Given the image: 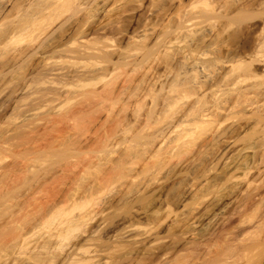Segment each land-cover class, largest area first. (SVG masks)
I'll list each match as a JSON object with an SVG mask.
<instances>
[{
  "label": "rangeland",
  "instance_id": "1",
  "mask_svg": "<svg viewBox=\"0 0 264 264\" xmlns=\"http://www.w3.org/2000/svg\"><path fill=\"white\" fill-rule=\"evenodd\" d=\"M32 1L34 9L21 5L13 10L12 20L26 22L42 3ZM93 1H71L59 9L57 22L50 19L59 7L54 8L48 21L56 22L54 27L49 23L44 31L48 26L39 25L0 46V264H79L91 252L96 257L85 264H264V0H119L109 9L114 6L111 19L123 16L122 27L120 19H110L109 25L108 18H98ZM207 4L215 6V12L204 10ZM197 16L205 23L193 30L196 37L193 32L172 34L180 23ZM148 24L158 30L142 43L144 31L152 28ZM10 25L1 24L0 34ZM84 45L97 47L101 54L87 56L80 50ZM161 50L168 51L166 57ZM185 51L192 56L187 59L190 53ZM198 58L207 61L200 60L210 84L203 81L205 67L195 74L192 64ZM230 60L247 65L231 67ZM225 64L228 68L221 69ZM103 68L109 74L102 73ZM100 73L109 84L120 81L118 86L108 88L100 79L105 84L97 83L96 90L94 85L83 87L84 79L99 81L95 76L101 78ZM172 82L184 85H176L182 92ZM213 85L216 91H209ZM105 87L117 92L109 97L102 91ZM203 88L211 93L203 96ZM88 90L100 93L105 107L98 103L102 97L96 102ZM116 94L123 102L119 96L112 101L120 112L110 105ZM199 97L206 98L200 105ZM202 103L208 106L204 114L212 117L205 119L208 123L200 117ZM106 105L116 110H106L109 118ZM95 107L105 112L98 114L99 122L91 117L90 110L98 112ZM123 107H128L127 113ZM149 135H162L153 141L162 140V147L148 143L147 148ZM236 138L241 146L254 144V168L230 179L218 176L233 153L229 143ZM106 142L113 150L107 153L113 155H103ZM141 146L149 150L146 155L139 154ZM103 157L110 158L100 163V174L82 173Z\"/></svg>",
  "mask_w": 264,
  "mask_h": 264
},
{
  "label": "bare ground",
  "instance_id": "2",
  "mask_svg": "<svg viewBox=\"0 0 264 264\" xmlns=\"http://www.w3.org/2000/svg\"><path fill=\"white\" fill-rule=\"evenodd\" d=\"M3 1H7V2H3ZM8 1H9V0H0V25L3 24V23H6V22H7V23L10 22L11 25H13V26L10 27V29H7L8 31H7V30H4V31H7L8 33L6 32V34H4V33H5V32H4L3 34H0V46H2V45H4V44H7V43H6L7 41H10V42L13 41V39L19 37L22 33H23V34H24L25 32L29 33L28 31H32V30L34 29V27H36L35 30H37V27H38L39 25H43V27H44L45 25L48 26V27H45V29H43L44 31H45V30H48V28H49V23H50V22H48V21H50V20H49V17L52 16V15H55V14H56L53 18L51 17L50 19H53V20L56 19V20H55L56 22H57L58 20H60L59 15H57V13H59V12H58L59 9H61V8L64 9L65 7H67L68 5H70L71 1L73 2L74 0H48V1H47V0L45 1V0H44L45 2H43V0H42V3H41V2L38 3V4H40V5H39V6L37 5V9H35L34 12H31L32 14L30 15V17H28L29 19H26V22H22V23H16L17 21L12 20V15H11V14H12V12H13V10H14L15 8H18V7H19V8H22L21 5H24V6L26 5L25 7H28V5H29V6L31 5V6H32L31 8L34 9V7H36V6L34 5L33 1H32V0H10L9 2H8ZM155 1H156V0H155ZM27 2H28V4H27ZM93 2H94V1H93ZM95 2H96V3H95ZM95 2H94V3H95V9L97 10V13L99 12L98 15H97V17L102 15V17H104L103 19H105V18L107 19V18H108L107 21L109 20V23H110V19H111V16H112L111 13H110V11H111V10L114 11V8H113L114 6H113V5L111 6V8H112L111 10L109 9V7H110V5H111L113 2L118 3L119 0H95ZM120 2H121V0H120ZM129 2H130V0H129ZM136 2H137V1H136ZM126 3H128V2H126ZM208 3H209V2H208ZM215 3H216V2H215ZM218 3H219V2H218ZM32 4H33V5H32ZM41 4H42V5H41ZM221 4H222V3H221ZM221 4H220V5H221ZM223 4H224V3H223ZM114 5H116V4H114ZM20 6H21V7H20ZM24 6H23V8H25ZM58 7H59V8H58ZM207 7H208V4H207V6H206V9H204V10H207ZM211 7H213V6H211V4H209V7H208L209 10H208V12H210L211 9H212V13L215 12V10L213 11V9H215V8H214L215 6H214L213 8H211ZM221 7H222V5H221ZM29 8H30V7H28V10H29ZM54 8H56V9L58 8V10L56 11L55 14L50 15L49 13H50L52 10H54ZM25 9H26V8H25ZM204 10H203V11H204ZM26 11H27V10H26ZM26 11H25V12H26ZM30 11H31V10H30ZM113 11H112V12H113ZM124 11H125V10H124ZM124 11H123V12H124ZM28 12H29V11H28ZM94 12H96V11H94ZM51 13H52V12H51ZM203 13H205V15H207V16L210 15L209 13L207 14L206 11H204ZM210 13H211V12H210ZM95 14H96V13H94V15H95ZM99 14H101V15H99ZM112 14H113V13H112ZM114 14H115V13H114ZM116 14H117V13H116ZM48 15H49V16H48ZM205 15L202 16V17H204V19L207 20L208 18H207ZM26 16H27V15H26ZM56 16L59 17V18H56ZM117 16H118V15H117ZM94 17H95V16H94ZM102 17H100V18L102 19ZM113 17H114V16H113ZM122 17H123V16H122ZM122 17H120V18H122ZM24 18H26V17L24 16ZM95 18H96V17H95ZM98 18H99V17H98ZM120 18H119V19H120ZM180 18H183V17H180ZM206 18H207V19H206ZM46 19H48V20L46 21ZM101 19H99V21H100ZM119 19H118V17H117V20H116L115 18H114V19H111V22H113L112 20H115V21L118 22ZM27 20H28V21H27ZM53 20H51L52 23H53ZM97 20H98V19H97ZM97 20H96V22H97ZM123 20H124V18H123ZM177 20H178V19H177ZM177 20L175 19V21H177ZM197 20H198V21H197ZM208 20H209V19H208ZM21 21H22V20H21ZM40 21H44V22H42L43 24H41ZM55 21H54V22H55ZM107 21H106V22H107ZM115 21H114V22H115ZM120 21H121V22H120ZM173 21H174V20H173ZM180 21H181V20H180ZM180 21H179V22H180ZM184 21H185V20H184ZM184 21H181V22H184ZM38 22H39L40 24H39ZM47 22H48V24H47ZM56 22H55V23H56ZM106 22H105V23H106ZM117 22H115L114 24H116ZM119 22L122 24V23H123V22H122V19H120ZM131 22H133V21H131ZM37 23H38V25H37ZM52 23H50V24H52ZM55 23L52 24L53 27L55 26ZM64 23H65V22H64ZM64 23H63V24H64ZM133 23H134V22H133ZM133 23H132V25H133ZM168 23H169V22H168ZM204 23H205V22H203V21L201 20V18L198 17V16L195 17V18H190V20H188V21L186 20L184 23H180V24H182V25L179 26V28H178V26H177V27L175 28V30H173L172 34L174 33L175 36H177V35L179 36V34L186 35V33H188V32L192 33L194 29L198 28V26H202ZM56 24H57V23H56ZM83 24H84V23H83ZM100 24H101V27H102L103 22L101 21ZM112 24H113V23H110L109 25H112ZM143 24H144V23H143ZM146 24H147V23H146ZM178 24H179V23H178ZM178 24H177V25H178ZM11 25H10V26H11ZM36 25H37V26H36ZM81 25H82V24H81ZM85 25H86V24H85ZM97 25H98V24H97ZM106 25H107V23H106ZM117 25H118V23H117ZM119 25H120V24H119ZM126 25H127V24H126ZM130 25H131V23H130ZM148 25H149V24H148ZM155 25H157V27H158L159 24H156V23H155ZM50 26H51V25H50ZM52 26H51V27H52ZM122 26H123V24L121 25V27H122ZM128 26H129V25H128ZM169 26H170V25H169ZM172 26H174V25H172ZM51 27H50V28H51ZM62 27H63V26H61V28H62ZM79 27H81V26L79 25ZM79 27H78V30L80 29ZM82 27H83V26H82ZM96 27H97V26H96ZM98 27H99V26H98ZM108 27L110 28V26H108ZM111 27H112V26H111ZM114 27H115V26H114ZM121 27H120V28H121ZM139 27H140V26H139ZM149 27H152V28L155 27V28H154V29L151 28V30H150V28H148V29H149V30H148L147 27L145 26V29H147V30L144 31V37H142V38H143L142 43H143V41H145V40L147 41V39H145V36L148 37V35H151L152 31H153L152 34H153V36H154V34H156V30H158V28L156 29V26L153 27V26H150V25H149ZM164 27H165V26H164ZM102 28H103V27H102ZM115 28H116V27H115ZM115 28H114V30H115ZM118 28H119V27H118ZM120 28H119V29H120ZM141 28H142V27H141ZM166 28H167V27H166ZM170 28H171V27H170ZM172 28H173V27H172ZM203 28L205 29L204 26H203L201 29H203ZM100 29H101V28H100ZM107 29H108V28H107ZM107 29H106V30H107ZM139 29H140V28H139ZM145 29H144V30H145ZM168 29H169V28H167V29H165V30L167 31L168 34H170V33H171V30L169 29V31H168ZM207 29H209V28H207ZM207 29H205V31H206ZM212 29L214 30V28H212ZM212 29H210V30H212ZM51 30H52V28H51ZM57 30H58V29H57ZM57 30H56V31H57ZM96 30H97V32H98V29H96ZM109 30L111 31L112 29H109ZM109 30H108V31H109ZM120 30H122V28H121ZM162 30H163V29H162ZM213 30H212V32H213ZM76 31H77V30H76ZM80 31H82V30H80ZM80 31H79V32H80ZM101 31H103V30H101ZM101 31H100V32H101ZM104 31H105V26H104ZM104 31H103V32H104ZM108 31H107V32H108ZM110 31H109V32H110ZM124 31H125V30H124ZM150 31H151V32H150ZM163 31H164V30H163ZM166 31H164V33H165ZM205 31L203 30L204 33H205ZM214 31H215V30H214ZM251 31H252V30H251ZM79 32H78V33H79ZM82 32H83V31H82ZM82 32H81V33H82ZM94 32H95V31H94ZM112 32H114V31H112ZM119 32H120V31H118L117 34H119ZM132 32H133V31H132ZM134 32H135V31H134ZM136 32H137V31H136ZM139 32H140V31H139ZM154 32H155V33H154ZM203 32H202V33H203ZM210 32H211V31H209V33H210ZM249 32H250V31H249ZM249 32H248V34H250ZM30 33H31V32H30ZM48 33H49V32H48ZM53 33H54V31H53ZM95 33H96V32H95ZM95 33H94V34H95ZM101 33H102V32H101ZM110 33H111V32H110ZM122 33H123V32H122ZM129 33H130V32H129ZM137 33H138V32H137ZM141 33H142V32H141ZM160 33H161V31H160ZM160 33H159V35H160L159 38L162 39V37H163L164 35H166V33L164 34V33L162 32V33H163V34H162V37H161V34H160ZM202 33H201V35H199V36H202ZM206 33L209 35L208 37H210V34L208 33V30L206 31ZM104 34H106V33L104 32ZM111 34H112V33H111ZM114 34H115V32H114ZM114 34H113V35H114ZM123 34H124V33H123ZM133 34H134V33H133ZM168 34H167V35H168ZM174 34H173V35H174ZM54 35H55V34H54ZM78 35H80V34H78ZM126 35H127V33H126ZM134 35H135V34H134ZM141 35H142V34H141ZM190 35H192V34H190ZM190 35H189L188 40H189L190 37H191ZM203 35H205V34H203ZM211 35H213V33H211ZM49 36H53V35L51 34V35H49ZM101 36H102V35H101ZM122 36H123V35H122ZM127 36H128V35H127ZM139 36H140V34H139ZM139 36H136V35H135V36L132 37V35H131V36H128V37H132V38L134 39V38L139 37ZM153 36L151 35V38H153ZM181 36H182V35H181ZM194 36L196 37V33L194 34V32H193L192 37H194ZM199 36H198V37H199ZM214 36H215V35H214ZM247 36H248V35H247ZM20 37H21V36H20ZM107 37H109V36H107ZM110 37H111V36H110ZM110 37H109V38H110ZM118 37H121V36L118 35ZM140 37H141V36H140ZM184 37H185V36H184ZM187 37H188V35H187ZM202 37H203V36H202ZM208 37H207L206 39H208ZM211 37H212V36H211ZM47 38H48V37H47ZM49 38H50V37H49ZM99 38H101V37L99 36ZM103 38H104V37H103ZM112 38H113V36H112ZM125 38H126V37H125ZM199 38H200V37H199ZM105 39H106V38H105ZM105 39H104V41H105ZM110 39H111V38H110ZM114 39H115V38H114ZM130 39H131V38H130ZM140 39H141V38H140ZM144 39H145V40H144ZM148 39H150V37H148ZM194 39H195V38H194ZM194 39H193V40H194ZM203 39H204V38H203ZM247 39H248V37H247ZM99 40H100V39H99ZM117 40H118V38H117ZM136 40H138V39H136ZM136 40H134V41L137 42ZM151 40H152V39H151ZM151 40H150V41H151ZM191 40H192V38H191ZM200 40L202 41V39H200ZM208 40H209V39H208ZM208 40H207V41H208ZM107 41L109 42L108 39H107ZM112 41H113V40H112ZM157 41H158V43H156ZM157 41H155L156 44H154V47H155L156 45H157V46L159 45L160 40H157ZM201 41H200V42H201ZM203 41H204V40H203ZM211 41H213V40H211ZM105 42H106V41H105ZM138 42H139V41H138ZM140 42H141V41H140ZM148 42H149V41H148ZM205 42H206V41H205ZM205 42H204V43H205ZM97 43H99V42H97ZM146 43H147V42H146ZM95 44H96V43H95ZM144 44H145V43H144ZM147 44H148L147 46L150 45L149 43H147ZM187 44H188V43H187ZM191 44H192V43H191ZM198 44H199V43H198ZM205 44H206V43H205ZM100 45H101V44H100ZM100 45H97L98 48L100 47ZM102 45H103V44H102ZM145 46H146V45H144V47H145ZM187 46H188V45H187ZM187 46H185V47L188 48ZM189 46H190V44H189ZM195 46L197 47L196 44H195ZM202 46H203V42H202ZM81 47H82V46H81ZM102 47H103V46H102ZM191 47H192V46H191ZM200 47H201V46H200ZM96 48H97V47H95V48H91V47H87V46L84 45V46H83V49L81 48L80 50H81V51H85V53H88V55H87V54H86V55L89 56V54H95V55H96V53L100 51L99 49H96ZM107 48H108V47H107ZM107 48H106V49H107ZM109 48H110V47H109ZM150 48H151V46H150ZM240 48H241V47H240ZM243 48H244V47H243ZM102 49H103V48H102ZM147 49H148V48H147ZM157 50H158V49H157ZM166 50H167V49H166ZM180 50H181V49H180ZM182 50L184 51L183 48H182ZM188 50H190V49H188ZM143 51H146V50H143ZM151 51H152V50H151ZM159 51H160V50H159ZM161 51L163 52V50H161ZM169 51H170V50H169ZM177 51H178V50H177ZM177 51H174V52H177ZM191 51H192V50H191ZM191 51H190V52H189V51H185V52H187V53H188V52L190 53V54H188L189 56H188L187 54H185V56L187 57V59H188V57L192 56V52H191ZM230 51H231V50H230ZM78 52H79V50H78ZM154 52H155V51L150 52V53L152 54V53H154ZM165 52H166V51L164 50L163 53H165ZM167 52H168V51H167ZM167 52L164 54L165 57L167 56ZM170 52H171V51H170ZM172 52H173V51H172ZM185 52H184V53H185ZM193 52H194V51H193ZM231 52H232V51H231ZM83 53H84V52H82V54H83ZM156 53H158V52L156 51ZM163 53L160 52L159 54L163 55ZM182 53H183V52H182ZM184 53H183V56H184ZM234 53H235V51H234ZM237 53H238V52H237ZM97 54H98V53H97ZM100 54H101V53L99 52V55H100ZM159 54H158V57L160 56ZM170 54H171V53H169L168 56H170ZM229 54H232V53H229ZM238 54H239V53H238ZM241 54H242V53H241ZM79 55H80V54H79ZM103 55H106V54L103 53ZM107 55H108V54H107ZM153 55H154V54H153ZM164 55H163V56H164ZM172 55H173V54H172ZM172 55H171V56H172ZM193 55H194V54H193ZM150 56H152V55H150ZM154 56L157 58L156 54H155ZM163 56H162V58H163ZM171 56L168 57V61L170 60L169 58H171ZM185 56H184V57H185ZM105 57H106V56H105ZM108 57H109V56H108ZM108 57H106V58H108ZM173 57H174V56H173ZM173 57L171 58V60L173 59ZM184 57L182 58V56H181L182 59H184ZM102 58H103V56H102ZM109 58H110V57H109ZM109 58H108V59H109ZM175 58H176V57H175ZM241 58H242V57L240 56V59H241ZM185 59H186V58H185ZM185 59H184V61H185ZM187 59H186V61H187ZM195 59H196V58H195ZM105 60H107V59L103 58V62H104V63H105ZM155 60H156V59H155ZM162 60H163V59H162ZM162 60H161V58H160L161 64H163V63L165 62V61H163V63H162ZM164 60H166V65H167V63H168V65H170L169 63L171 62V60H170V62H167V59H166V58H165ZM173 60H175V59H173ZM200 60H202V59H199V58H198V60H194V63L192 64L193 67H194V68L192 67V68L194 69V71H195V70L197 71V72H195V74H198L199 72H200V73L202 72V71H200L201 67H202V69H203V67L206 68V66H205L206 64H205L204 66H202L203 63H204L206 60H202L203 63H202V61H200ZM211 60H212V59H211ZM231 60H232V59H231ZM231 60L227 62L228 64H227V63H226V64H227L228 66L231 65V67H233V66H235L236 63H235V61L233 60V61H234V65H233V62H232ZM243 60H244V59H243ZM109 61H110V60H109ZM109 61H108V62H109ZM158 61H159V59H158ZM160 61H159V63H160ZM176 61H177V60H176ZM186 61H185V62H186ZM188 61H190V59H189ZM212 61H214V59H213ZM215 61H217L216 58H215ZM180 62H181V61H180ZM206 62H207V61H206ZM239 62H240V60H239ZM259 62H260V60H259ZM117 63H118V62H117ZM172 63H173V61L171 62V65H172ZM176 63H177V62H176ZM215 63H216V62H215ZM263 63H264V62H263ZM106 64H107V63H106ZM178 64H179V63H178ZM183 64H184V63H183ZM201 64H202V65H201ZM207 64H208V63H207ZM210 64H211V63H210ZM216 64H217V63H216ZM226 64H225V66H222L221 69H224V67H225V69L228 68V66H226ZM237 64H239L238 61H237ZM237 64H236V68H237V66H238ZM243 64H244V65H247V64H245L244 62H240V64H239V65H240L239 69H241V66H243ZM249 64H250V63H249ZM108 65H109V64H108ZM115 65H117V64L115 63ZM164 65H165V64H164ZM166 65H165V66H166ZM212 65H213V64H212ZM250 65H251V64H250ZM250 65L245 66V67H249ZM113 66H114V65H113ZM117 66H118V65H117ZM117 66H114V68L117 67ZM172 66H173V65H172ZM180 66H181V65H180ZM189 66H190V65H189ZM106 67H107V66H106ZM181 67H183V66H181ZM181 67H180V68H181ZM184 67H185V66H184ZM184 67H183V68H184ZM231 67H230V68H231ZM243 67H244V66H243ZM109 68H110V67H108V68H107L108 70L106 69V71H110V74H109L108 72L105 73V69H104V68H103V69H104V72L102 71V73L109 74V76H112L113 74L111 75V71H112L113 68L111 67L112 69L110 68V70H109ZM185 68H186V67H185ZM193 69H192V70H193ZM204 71L206 72V71H207V68H206L205 70H203L202 74L204 73ZM112 73H113V72H112ZM192 73L194 74L193 71H192ZM83 75H84V74H83ZM100 75L102 76L101 73H100ZM103 75H104V74H103ZM116 75H117V74H116ZM116 75H115V77H116ZM187 75H188V73H187ZM190 75H192V74H190ZM198 75H200V74H198ZM89 76H90V75H89ZM91 76H92V74H91ZM93 76H95V74H93ZM93 76H92V77H93ZM97 76H98V75H97ZM106 76H107V75H106ZM117 76H118V75H117ZM188 76H189V75H188ZM188 76H187V77H188ZM203 76H205V74H203ZM102 77H103V76H102ZM102 77H101V78H100V77L97 78V77L95 76L96 80H99V81H92V80H91L92 83H90L91 81L87 82L88 79L86 78V79H84V80H87V81L84 82V81L82 80V81H83L82 83H83V85H84V86H83V85H82V86H83V87H87L88 85H92V86L94 85V86H95L94 89H95V88L97 89L98 84H102V83H100V82H103V81H106V80L108 81V80H109L107 77H103V78H102ZM112 77H114V76H112ZM144 77H145V76H144ZM192 77H193V76H192ZM93 78H94V77H93ZM105 78H106V80H104ZM139 78H140V77H139ZM188 78H189V77H188ZM188 78H187V81H186V82H188ZM193 78L195 79V77H193ZM198 78H199V76H198ZM206 78H208V77L205 76V80L203 79L204 82L207 80ZM100 79H101V80L103 79V81H101ZM112 79H113V78H112ZM112 79H110V80H112ZM118 79H119V78H118ZM140 79H141V78H140ZM94 80H95V79H94ZM180 80L182 81V79H180ZM191 80H192V78H191ZM197 80H198V79H196V81H197ZM209 80H210V78H209ZM107 81L105 82L106 84L103 82V83L105 84L104 86L107 85V83H108ZM114 81H115V79H114ZM79 82H80V81H79ZM86 82H87V83H86ZM93 82L96 83V84L98 83V84L96 85V84H94ZM109 82H110V81H109ZM115 82H116V83H115ZM115 82L112 81L113 85L111 84V82H110V84L108 83L107 87L109 88V87L112 85L113 87L116 88V87L118 86V84H119L118 82H120V81L117 80V81H115ZM121 82H122V81H121ZM174 82H175V80H174ZM174 82H172L173 84L171 83L173 86L175 85ZM176 82H178V81L176 80ZM192 82H193V81H192ZM198 82H199V81H198ZM198 82H196V84H197ZM201 82H202V81H201ZM213 82H214V81H213ZM114 83H115V84H114ZM189 83H191V81H190ZM193 83H194V82H193ZM206 83H209V81L207 80ZM215 83H216V82H215ZM85 84H86V85H85ZM123 84L125 85V83H123ZM183 84H184V83H183ZM191 84H192V83H191ZM191 84H190V85H191ZM198 84H199V83H198ZM209 84H210V83H209ZM209 84H208V85H209ZM114 85H115V86H114ZM124 85H123L122 87H125ZM176 85H179V83H177ZM176 85H175V87H176ZM180 85H182V84H180ZM180 85H179V86H180ZM190 85H189V86H190ZM192 85H193V84H192ZM201 85H202V84H201ZM206 85H207V84H206ZM206 85H205V86H206ZM208 85H207V87H208ZM112 86H111V88H113ZM173 86H172L171 88H173ZM182 86H184V85H182ZM182 86H180V87H181V88H184V87H182ZM196 86H197V85H195V87H196ZM198 86L201 87L200 85H198ZM202 86H204V85H202ZM217 86H218V85H217ZM80 87H81V83H80ZM88 87H90V86H88ZM88 87H87V88H88ZM175 87H174V88H175ZM177 87H178V86H177ZM177 87H176V89H177ZM180 87H179V88H180ZM185 87H186V86H185ZM187 87H188V86H187ZM193 87H194V86H193ZM195 87H194V88H195ZM209 87H210V86H209ZM211 87H212V84H211ZM213 87H214V85H213ZM90 88H91V87H90ZM101 88H102V87H101ZM108 88L105 87V89L103 88L104 90H102V89H101V90H102L103 92H107V93H105V95H108V94H109V97H111L112 94H115V93L117 92V89L115 90V88H114L113 90H112V89H108ZM181 88H180V89H181ZM196 88H197V87H196ZM96 89H95V90H96ZM120 89H125V90H126V88H120ZM180 89H177V90H180ZM190 89H191V88H190ZM199 89H200V88H199ZM216 89H217V88H216V86H215L214 89L212 88L211 90H209V88H207V89H206L207 92H204L205 89L203 88V90L201 89L202 91H200V92H202V95H203V96H206V95H204V94H207V93L210 94V93H211V92H208V90L214 92V90L216 91ZM89 90L91 91V89H89ZM89 90H88V92H89L88 95H89V96L91 95L92 97H97V98H98V99L95 98V99L97 100L96 102H98L99 99L102 97V99L100 100L101 102H98V103H99V104L101 103V106L103 107L104 105L102 104V102H105V104H106V100L103 101V96H98V94L100 95V93H98L97 91H92V92H90ZM92 90H93V89H92ZM106 90H107V91H106ZM108 90H109L110 92H111V91H112V92L110 93V92H108ZM114 90H115L116 92H115ZM173 90H175V89H173ZM188 90H189V89H188ZM86 91H87V90H86ZM102 91H101V93H103ZM121 91H122V90H119V91H118V92H119V95H122V92H121ZM123 91H124V90H123ZM175 91H176V90H175ZM180 91L182 92V90H180ZM180 91H179V92H180ZM184 91H185V90H184ZM194 91H195V90H194ZM194 91H192V92L195 94L196 91H195V92H194ZM124 92H125V91H124ZM179 92L177 91V93H179ZM189 92H190V91H189ZM189 92H188V94H189ZM203 92H204V94H203ZM120 93H121V94H120ZM82 94H83V93H82ZM86 94H87V93H85V97H86ZM110 94H111V96H110ZM186 94H187V92H186ZM102 95H104V94H102ZM105 95H104V99H107V98H105ZM119 95H118V96H119ZM123 95H124V93H123ZM181 95H183V94H181ZM184 95H185V93H184ZM198 95H199V93H198ZM200 95H201V93H200ZM244 95H245V94H244ZM246 95H247V94H246ZM246 95H245V96H246ZM115 96H116V97H115ZM118 96H117V94H116V95H114L115 98L110 99V100L112 101V100H114V99L117 98V100H115V101H118V99L120 98V96H119V98H118ZM186 96H187V95H186ZM186 96H185V97H186ZM190 96H191V95H190ZM247 96H248V95H247ZM247 96H246V97H247ZM106 97H108V96H106ZM121 97H122V96H121ZM176 97L179 98V96H176ZM181 97H182V96H181ZM207 97H208V96H207ZM243 97H244V96H243ZM87 98H88V97H87ZM174 98H175V97H174ZM182 98H183V97H182ZM187 98H188V96H187ZM189 98H190V97H189ZM196 98H198V97H196ZM88 99H89V98H88ZM108 99H109V98H108ZM175 99L177 100V98H175ZM175 99H174V100H175ZM203 99L206 100V98H203ZM203 99L199 97V100H200V101H199V105H200V102H204V101H205V100H203ZM248 99H249V98H246L247 102H248ZM119 100L122 101V98H120ZM174 100H173V101H174ZM179 100H182V99L179 98ZM179 100H178L177 102H175V103H178ZM197 100H198V99H196V102H197ZM201 100H202V101H201ZM242 100L244 101V99H242ZM89 101H90V99H89ZM115 101H112L111 103L114 102V104H110V105H112V107H113V105H114V107L116 108V110L120 112L121 109L119 108V109H120V110H119V109L115 106V105H117V104H116L117 102L115 103ZM121 101H119V102H121ZM169 101H171V100H169ZM169 101H168V102H169ZM107 102H108V101H107ZM109 102H110V101H109ZM122 102H123V101H122ZM196 102H195V104H196ZM244 102H245V101H244ZM94 103H95V102H94ZM173 103H174V102H173ZM197 103H198V102H197ZM99 104H98V105H99ZM192 104H193V103H192ZM205 104H206V103H205ZM205 104H203V103L201 104V106L203 105V107H202V110H201L202 113L200 114V117L202 118V120H204V122H207V121H209L210 119L212 120V117L209 116V114H207V112L204 114L203 108H207V107H208V106L204 107ZM91 105H92V104H91ZM125 105H126V104H125ZM199 105H198V106H199ZM92 106H94V105H92ZM95 106H96V105H95ZM122 106H124V105L122 104ZM126 106H128V105H126ZM171 106H172V104H171ZM233 106H234V105H233ZM96 107H97V106H96ZM96 107H95V108H96ZM98 107H99V106H98ZM104 107H105V106H104ZM107 107H108V106L106 105V108H103V109H105V110H104L105 112H106V110H107L108 112H111L112 110H113V111L115 110V108H113V109L111 108L112 110H109L110 108H107ZM173 107H174V104H173ZM196 107H197V105H196ZM196 107L193 105V109L195 108V110H197ZM234 107H235V106H234ZM89 108H90V106H89ZM217 108H218V107H217ZM232 108H233V107H232ZM96 109H97V108H96ZM96 109H95V110H96ZM99 109H100V108H99ZM122 109H123L122 111L126 112V111L128 110V107L126 108V110H124V109H125L124 107H123ZM219 109H220V108H219ZM81 110H82V109H81ZM81 110H80V111H81ZM85 110H86V109H85ZM116 110H115V111H116ZM207 110H209V109H207ZM207 110H205V111H207ZM210 110H211V108H210ZM210 110H209V111H210ZM82 111H83V110H82ZM91 111H92V112H91ZM96 111H98V112H96L97 114H94V110H93V109L90 110V112H91V117L94 116V117L98 118V117H99L98 114H99L100 112H104L103 110L101 111V109H100V112H99L98 109H97ZM135 111H136V110H135ZM135 111H133V112L135 113ZM199 111H200V110H199ZM201 111H200V112H201ZM85 112H86V111H85ZM105 112H104V113H105ZM108 112H106L105 114L108 115V118H109V114H110V113H108ZM124 112L117 113V114H118V116H119V114H122V115H123ZM127 112H128V111H127ZM127 112H126V113H127ZM188 112H189V111H188ZM192 112H194V110H193V111L191 110L190 114H191ZM83 113H84V112H83ZM112 113H113V112H112ZM115 113H116V112H114V114H115ZM126 113H125V114H126ZM136 113H137V112H136ZM197 113H199V112H197ZM197 113H195L194 115L196 116ZM81 114H82V113H81ZM93 114H94V115H93ZM114 114H113V115H114ZM192 114H193V113H192ZM210 114H211V113H210ZM214 114H215V113H214ZM214 114H212V116H213ZM110 115H111V114H110ZM127 115H128V114H127ZM129 115H130V114H129ZM129 115H128V116H129ZM133 115H134V114H133ZM187 115H189V113H188ZM198 115H199V114H198ZM206 115H208V116H206ZM101 116H102V113H101ZM103 116H104V114H103ZM114 116H116V114H115ZM114 116H110V117H114ZM135 116H136V115H135ZM135 116H133V117H135ZM185 116H186V114H185ZM120 117H121V116H119V118H120ZM136 117H137V116H136ZM197 117H198V116H197ZM200 117H198V118H200ZM207 117H209V118H208L209 120H205ZM105 118H107V116H106ZM203 118H204V119H203ZM101 119H102V118H101ZM101 119L98 118V119H96V121L98 120V122H99ZM110 119H111V118H110ZM112 119H113V118H112ZM117 119H118V118H117ZM91 120H92V119H91ZM107 120H108V119H107ZM118 120H120V119H118ZM202 120L199 119V122H198V123H203ZM211 120H210V121H211ZM92 121L95 122V123H97L95 120H92ZM104 121H105V123H106V120H105V119L103 120V122H104ZM200 121H202V122H200ZM210 121H209V122H210ZM93 122H92V123H93ZM95 123H94L93 125L96 126L97 124H95ZM207 123H208V122H207ZM100 124H102V123H100ZM203 124H205V123H203ZM103 125H104V124H103ZM95 126H94V127H95ZM95 128H96V127H95ZM97 130H98V129H97ZM114 131H115V130H114ZM116 132H117V131H116ZM68 134H69V133H68ZM156 134H157V133H156ZM153 135H154V133H153ZM153 135H151V136L153 137ZM157 135H159V134H157ZM157 135H155V136H157ZM114 136H115V135H114ZM114 136H113V137H114ZM151 136L149 135V136H148V139L146 138V142H147V143H146V144L144 143V145H145L146 147H147V144H148V143H149L148 145L151 144V146H152V145L154 146V144L156 143V140H157L156 138H155V142H153L155 136L153 137V139H152V138H149V137H151ZM157 137H158V136H157ZM160 137H162V135H160ZM160 137H158V138H160ZM81 138H82V137H81ZM86 138H87V137H86ZM86 138H84V139H86ZM109 138H112V137H109ZM109 138L107 139V141H109ZM87 139H88V138H87ZM178 139H179V138H178ZM89 140H91V139H89ZM110 140H111V139H110ZM79 141H80V139H79ZM105 141H106V140H105ZM148 141H150V142H148ZM151 141H152V143H151ZM159 141H160V139H159ZM159 141H158V143H156V145H155L154 147H156V148H158V146H159V147H162V143H163V141H162V140H161L160 142H159ZM80 142H81V141H80ZM109 142H110V141H109ZM109 142L103 143V147H102V149L104 148V149H103V150H104V154H103V155H105V154L107 153V151H110V150H111L112 153H113L112 146L110 147L111 149H109V148L107 149V147H109V144L112 143V141H111L110 143H109ZM161 142H162V143H161ZM238 142H239V140L236 138V139H234L232 142L229 143V148L232 149V152H233V153H232L231 157L228 158V159L224 162V164H223V165H224L223 168L219 169V170H221V172H220V173L218 172V173H219L218 176H222V177H225V178H229V179H230V178H234V177H236L237 175H246V174H248L251 170H253V168H254V167H253V166H254V161H253V159H254V156H255V147H254V144H253V143H252V144L249 143V144H246V145H242V146H241V145L238 144ZM108 143H109V144H108ZM160 143H161V145H160ZM142 145H143V144H142ZM141 147L143 148L144 146H141ZM130 148H131V147H130ZM130 148H128V150H129ZM142 148H141V149H142ZM144 148H145V147H144ZM144 148H143V152H142V151H141V152L138 151V152H140L139 154H140L141 156H142L143 154L146 155V154L149 152V150L147 151V150H145L146 148H145V149H144ZM147 148H149V146H148ZM150 149H151V148H150ZM154 149H155V148H154ZM130 150H131V149H130ZM144 150H145V151H144ZM133 151H134V150H133ZM152 151H154V150H151V152H152ZM157 151H159V150H157ZM151 152H150V153H151ZM102 153H103V152H102ZM109 153H111V152H109ZM109 153H107V154H109ZM112 153H111V154H112ZM131 153H132V151H131ZM141 153H143V154H141ZM107 154H106V155H107ZM128 154L130 155V152H129ZM128 154H127L126 156H128ZM132 154H133V153H132ZM137 154H138V153H137ZM152 154H153V153H152ZM106 155H105V156H106ZM112 155H113V154H112ZM112 155H111V156H112ZM109 156H110V155H109ZM111 156H110V157H111ZM122 156H123V155H122ZM147 156H149V155H147ZM110 157H106V158L103 157L104 159L101 158V160H99V162H95V163L92 162V163H90V164H89L88 166H86L85 168L83 167V168H84V171H83L82 173L85 174V176H86V174H94V173H97V174H98V173H99V170H100V169H98V168H100L101 165H102V164H100V163H101L102 161H103V162H104V161H107V158L109 159ZM120 157H121V156H120ZM123 157H124V156H123ZM123 157H122V158H123ZM144 157H146V156H144ZM112 159H113V158H112ZM120 160H121V159H120ZM111 161H113V160H111ZM111 161H110V162H111ZM110 162H109V163H110ZM105 163H106V162H105ZM103 164H104V163H103ZM102 166H103V165H102ZM101 168H102V167H101ZM219 170H218V171H219ZM80 171H81V169H80ZM82 173H80V175H83ZM99 174H100V173H99ZM78 175H79V174H78ZM94 175H95V174H94ZM94 175H93V176H94ZM88 176H90V175H88ZM86 177H87V176H86ZM97 177H98V178H97ZM97 177H96V181L99 179V176H97ZM92 178H95V176L92 177ZM100 179H101V178H100ZM76 180H77V179H76ZM91 181H92V180H91ZM96 181H95V182H96ZM99 181H100V180H99ZM79 182H80V181H79ZM93 182H94V181H93ZM75 183H77V181H76ZM97 183H99V182H97ZM94 184H95V183H94ZM79 185H80V184H79ZM93 186H95V185L92 184V187H93ZM97 187H98V186H97ZM79 189H80V188H79ZM95 189H96V187H95ZM96 190H97V189H96ZM92 191H94V190H92ZM100 191H101V190H100ZM100 191H99V192H100ZM94 192H95V191H94ZM99 192L97 191V193H99ZM94 194H95V193H94ZM91 195H92V194H91ZM97 196H99V195L97 194ZM91 197H92V196H91ZM95 197H96V194H95V196H93V198L96 199ZM93 198H92V199H93ZM98 198H99V197H98ZM98 198H97V199H98ZM88 199H89V198H88ZM97 199H96V200H97ZM186 218H188V217H186ZM188 219H189V218H188ZM185 220H187V219H185ZM183 221H184V220H183ZM185 222H186V221H185ZM189 222H191V220H190ZM227 243H228V242H227ZM229 243H230V242H229ZM226 245H227V244H226ZM230 246H231V244H230ZM164 248H165V247H164ZM167 248H169V247L167 246ZM170 249H171V248H170ZM176 249H177V248H176ZM165 251H166V250H165ZM172 253H173V252H172ZM160 254H161V253H160ZM169 255H170V254H169ZM156 256H157V255H156ZM166 256H168V255L166 254ZM166 256H165V257H166ZM85 257H86V256H85ZM94 257H96V256L93 255L92 252H91V253H88V256L86 257L87 259L83 258L82 260H80L81 262H78V263H79V264H85L88 260H89V261H90V260L93 261V258H94ZM160 257H162V256H160ZM163 257H164V256H163ZM158 258H159V257H158ZM166 258H167V257H166ZM33 259H35V258H33ZM40 259H42V258H40ZM152 259H153V258H152ZM37 260H39V259H37ZM51 260H52V259H51ZM51 260H50V261H51ZM160 260H161V259H160ZM47 261H48V260H47ZM53 261H54V260H53ZM53 261H51V262H49V263L51 264ZM150 261H151V260H150ZM154 261H156V259H155ZM162 261H163V260H162ZM44 262H45V261H44ZM64 262H65V261H64ZM67 262H69V261H67ZM67 262H66V263H67ZM94 262H95V261H94ZM94 262H93V263H94ZM158 262H159V261H158ZM166 262H167V261H166ZM166 262H165V263H166ZM41 263H42V262H41ZM93 263H92V264H93ZM149 263H150V262H149ZM159 263L161 264L162 262H159ZM159 263H158V264H159ZM33 264H34V263H33ZM36 264H37V263H36ZM39 264H40V263H39ZM69 264H70V263H69ZM120 264H121V263H120ZM155 264H156V263H155ZM166 264H167V263H166Z\"/></svg>",
  "mask_w": 264,
  "mask_h": 264
}]
</instances>
